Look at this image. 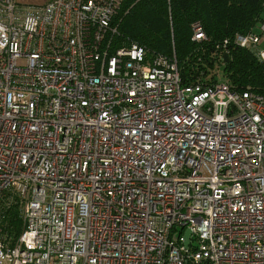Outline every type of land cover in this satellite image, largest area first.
Wrapping results in <instances>:
<instances>
[{"label":"built area","instance_id":"2783aa9c","mask_svg":"<svg viewBox=\"0 0 264 264\" xmlns=\"http://www.w3.org/2000/svg\"><path fill=\"white\" fill-rule=\"evenodd\" d=\"M123 1L0 0V198L23 225L0 262L264 264V92L116 46ZM263 37L232 40L262 59Z\"/></svg>","mask_w":264,"mask_h":264},{"label":"trees","instance_id":"16d2710c","mask_svg":"<svg viewBox=\"0 0 264 264\" xmlns=\"http://www.w3.org/2000/svg\"><path fill=\"white\" fill-rule=\"evenodd\" d=\"M195 21L206 40L191 39ZM263 21L264 0H124L111 23L117 28L116 46L136 43L149 54L174 56L182 85L213 83L221 69L232 90L264 92V58L232 40ZM22 228L19 199L6 192L0 198V239L11 246Z\"/></svg>","mask_w":264,"mask_h":264},{"label":"rangeland","instance_id":"374dc122","mask_svg":"<svg viewBox=\"0 0 264 264\" xmlns=\"http://www.w3.org/2000/svg\"><path fill=\"white\" fill-rule=\"evenodd\" d=\"M16 1L26 5H36V4L44 3L48 0H16ZM263 41H264V37H263ZM262 46L264 47V43L262 44ZM221 74H222L221 69H219V75H218L219 80H223ZM0 264H11V263L6 261H1Z\"/></svg>","mask_w":264,"mask_h":264},{"label":"water","instance_id":"95a60500","mask_svg":"<svg viewBox=\"0 0 264 264\" xmlns=\"http://www.w3.org/2000/svg\"><path fill=\"white\" fill-rule=\"evenodd\" d=\"M229 61V55H228V52L224 51L222 53V63H226ZM188 236H189V230L186 229L185 233H184V237H185V242H184V245L187 244V239H188Z\"/></svg>","mask_w":264,"mask_h":264}]
</instances>
